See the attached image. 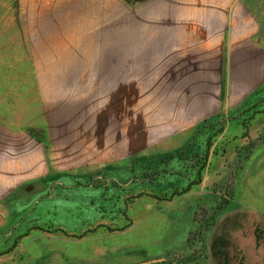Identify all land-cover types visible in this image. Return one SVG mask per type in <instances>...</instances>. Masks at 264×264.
<instances>
[{
	"label": "rangeland",
	"instance_id": "obj_1",
	"mask_svg": "<svg viewBox=\"0 0 264 264\" xmlns=\"http://www.w3.org/2000/svg\"><path fill=\"white\" fill-rule=\"evenodd\" d=\"M225 58L194 120V0H0V264H264V215L215 226L264 145Z\"/></svg>",
	"mask_w": 264,
	"mask_h": 264
},
{
	"label": "crops",
	"instance_id": "obj_2",
	"mask_svg": "<svg viewBox=\"0 0 264 264\" xmlns=\"http://www.w3.org/2000/svg\"><path fill=\"white\" fill-rule=\"evenodd\" d=\"M253 8L252 0H194V120L209 117L216 105L227 103L225 96L223 98L215 93L212 97L209 92L201 90L208 83H219L214 77H217V71H223L224 57L226 67L247 63L249 57H257L245 67L233 68L236 78L232 80L234 90L230 96L231 102L238 103L240 96L252 92L262 83L254 75L248 80L240 76L245 71L264 73V37L256 32V25H261V33L264 31V21L256 20ZM203 75H206V79ZM230 126L228 124L223 135L235 134ZM7 140L10 141L0 136V144L1 141L6 144ZM252 151L249 160L236 170L231 207L217 219L216 228L229 230L234 223H240L245 229H252V224L256 222L253 215L259 218L264 215V145H256ZM245 215L247 218H244ZM259 223L264 231V221ZM238 228L232 231L239 233V230H243ZM234 245L239 247L242 244ZM210 246L218 258L226 256V245L220 240L210 241L209 251Z\"/></svg>",
	"mask_w": 264,
	"mask_h": 264
},
{
	"label": "trees",
	"instance_id": "obj_3",
	"mask_svg": "<svg viewBox=\"0 0 264 264\" xmlns=\"http://www.w3.org/2000/svg\"><path fill=\"white\" fill-rule=\"evenodd\" d=\"M126 1H129V2H131V1L138 2V1H144V0H126Z\"/></svg>",
	"mask_w": 264,
	"mask_h": 264
}]
</instances>
